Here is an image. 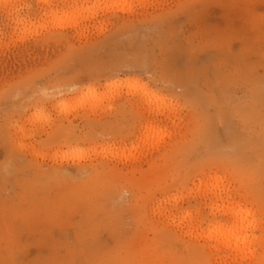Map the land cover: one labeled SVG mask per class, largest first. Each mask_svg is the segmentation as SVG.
<instances>
[{
	"label": "rangeland",
	"instance_id": "obj_1",
	"mask_svg": "<svg viewBox=\"0 0 264 264\" xmlns=\"http://www.w3.org/2000/svg\"><path fill=\"white\" fill-rule=\"evenodd\" d=\"M0 264H264V0H0Z\"/></svg>",
	"mask_w": 264,
	"mask_h": 264
}]
</instances>
